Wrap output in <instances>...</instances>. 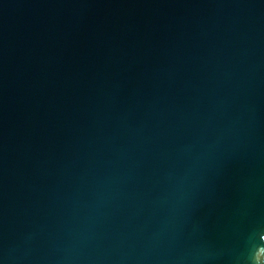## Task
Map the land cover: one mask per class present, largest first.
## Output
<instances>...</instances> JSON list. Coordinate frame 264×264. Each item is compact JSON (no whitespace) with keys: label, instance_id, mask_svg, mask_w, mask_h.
<instances>
[{"label":"water","instance_id":"water-1","mask_svg":"<svg viewBox=\"0 0 264 264\" xmlns=\"http://www.w3.org/2000/svg\"><path fill=\"white\" fill-rule=\"evenodd\" d=\"M0 264H264V0H0Z\"/></svg>","mask_w":264,"mask_h":264}]
</instances>
